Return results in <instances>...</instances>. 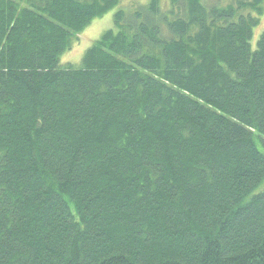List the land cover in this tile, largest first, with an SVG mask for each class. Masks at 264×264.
I'll return each instance as SVG.
<instances>
[{
	"label": "trees",
	"instance_id": "obj_1",
	"mask_svg": "<svg viewBox=\"0 0 264 264\" xmlns=\"http://www.w3.org/2000/svg\"><path fill=\"white\" fill-rule=\"evenodd\" d=\"M0 0V264H264V0Z\"/></svg>",
	"mask_w": 264,
	"mask_h": 264
},
{
	"label": "rangeland",
	"instance_id": "obj_2",
	"mask_svg": "<svg viewBox=\"0 0 264 264\" xmlns=\"http://www.w3.org/2000/svg\"><path fill=\"white\" fill-rule=\"evenodd\" d=\"M149 0H120L117 7L108 11L102 17L96 18L79 36V40L73 44L71 50L65 52L61 58L63 65L74 64L80 65L86 50L98 40L101 35L108 29L114 27V16L119 9L131 10L140 4H146ZM168 1V0H163ZM211 3H217L221 6H227L230 0H208ZM264 21V14L260 17ZM264 31L263 24L256 27L252 43L255 45L260 34Z\"/></svg>",
	"mask_w": 264,
	"mask_h": 264
}]
</instances>
